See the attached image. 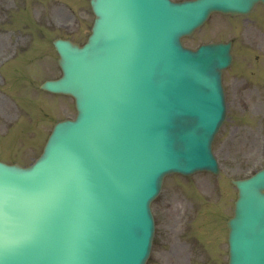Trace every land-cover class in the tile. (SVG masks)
<instances>
[{
	"label": "rangeland",
	"instance_id": "obj_1",
	"mask_svg": "<svg viewBox=\"0 0 264 264\" xmlns=\"http://www.w3.org/2000/svg\"><path fill=\"white\" fill-rule=\"evenodd\" d=\"M33 3L38 4L39 0H30ZM41 1V0H40ZM60 5H63L62 2L58 0ZM17 6V4H16ZM74 4L71 0L68 1V9L62 14L61 17L54 20L55 25L58 24L57 20H62L63 22L68 23V28H59L58 25L54 26V35L56 33H59L61 35L70 37L74 40H78V42L82 43L85 40V37L87 33L89 32V25L92 20L91 13L88 7V3H81L78 7V11H73L69 7H73ZM23 17H24V27H27L30 31V34L33 36H39V32L37 30L38 27V15L39 11L33 8L32 15L28 14L27 7H24L22 4L20 6ZM13 7L7 6L6 0H0V56L3 54L4 56H8L11 54L15 49H19L23 44L26 46L29 45V39L26 38H18L17 42H14L13 36H7L5 31V25L4 22H8L9 13ZM61 12V10L59 9ZM7 27H12L7 26ZM24 30H22L21 34H24ZM49 35V30L47 28L43 29L42 36L44 38H47ZM48 53L50 56L53 57V60L50 62V64L46 65L44 68V71H46L48 74V78L55 77L57 73V68L55 66V55L50 51L48 47ZM65 108H63L60 113H45L47 112V109H44L43 114L39 113L37 116L39 117L37 121L33 124L26 125L22 130L17 132L11 141H4L0 139V151L4 153V155L11 159L13 158L12 152L19 151L23 144L21 143L22 140L28 141V137L31 138V140L25 145V146H33L31 149H27L25 151L26 155L21 158L23 164H28L30 160L35 157L40 148L41 145L47 136L50 126L52 123H54L56 120L70 117L73 113L72 108V102L69 98H65ZM36 106L31 101V111L30 114H32V111L35 110ZM53 111L58 112L59 106L55 105L52 107ZM6 112H10L7 106L4 103V99L1 93L0 88V119L7 118ZM15 118L19 119L21 122H25V119L17 113H14L13 115ZM256 124H258V120H255ZM263 125V124H262ZM231 127L230 122L225 126V129L223 131L224 134V140L222 143V147L225 151V154L228 158H235L233 160L227 159L225 156L222 155L220 151V143L218 142L216 153L219 159L220 168L222 172V176L224 178H231L238 175H241L245 172H247L250 168H256L260 166V164L263 163L264 158L263 156L259 155V149L255 145L257 144V139L263 132V127L260 129V124L257 126H253L251 128L253 132V138L251 141H248L246 145L242 148L240 142L238 141L236 134H229L227 133L228 129ZM6 151V152H5ZM1 159L7 160L0 156ZM20 162V161H19ZM214 178L207 174H202L197 179H194V183L198 186L203 185L205 183H211L213 184ZM224 189V191H222ZM220 194L225 195V188H220ZM195 249L198 253L201 252V247L198 244H195Z\"/></svg>",
	"mask_w": 264,
	"mask_h": 264
},
{
	"label": "water",
	"instance_id": "obj_2",
	"mask_svg": "<svg viewBox=\"0 0 264 264\" xmlns=\"http://www.w3.org/2000/svg\"><path fill=\"white\" fill-rule=\"evenodd\" d=\"M68 92L72 93V91H70V90Z\"/></svg>",
	"mask_w": 264,
	"mask_h": 264
}]
</instances>
